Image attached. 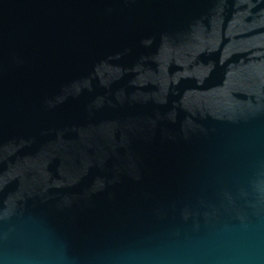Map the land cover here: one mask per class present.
Here are the masks:
<instances>
[{
  "label": "water",
  "instance_id": "95a60500",
  "mask_svg": "<svg viewBox=\"0 0 264 264\" xmlns=\"http://www.w3.org/2000/svg\"><path fill=\"white\" fill-rule=\"evenodd\" d=\"M264 0H0V264H264Z\"/></svg>",
  "mask_w": 264,
  "mask_h": 264
},
{
  "label": "clouds",
  "instance_id": "9594fccd",
  "mask_svg": "<svg viewBox=\"0 0 264 264\" xmlns=\"http://www.w3.org/2000/svg\"><path fill=\"white\" fill-rule=\"evenodd\" d=\"M258 183L261 185L260 192L264 194V181H259Z\"/></svg>",
  "mask_w": 264,
  "mask_h": 264
}]
</instances>
